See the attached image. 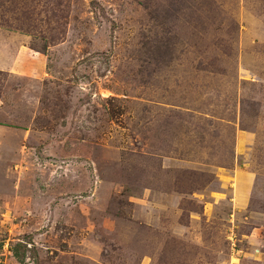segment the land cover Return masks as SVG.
I'll return each mask as SVG.
<instances>
[{"label": "rangeland", "instance_id": "374dc122", "mask_svg": "<svg viewBox=\"0 0 264 264\" xmlns=\"http://www.w3.org/2000/svg\"><path fill=\"white\" fill-rule=\"evenodd\" d=\"M17 53L0 264H264V0H0Z\"/></svg>", "mask_w": 264, "mask_h": 264}, {"label": "crops", "instance_id": "0c3cea01", "mask_svg": "<svg viewBox=\"0 0 264 264\" xmlns=\"http://www.w3.org/2000/svg\"><path fill=\"white\" fill-rule=\"evenodd\" d=\"M21 54L17 53L16 57L14 58V60L12 61V63H4L3 65L0 64V68L2 69H6L8 67V69H12L13 72H19L17 71V69H20V72H24L27 69H29L30 67H32L33 65L31 63H29V61L27 60L26 62L21 61ZM26 74V73H23Z\"/></svg>", "mask_w": 264, "mask_h": 264}, {"label": "trees", "instance_id": "16d2710c", "mask_svg": "<svg viewBox=\"0 0 264 264\" xmlns=\"http://www.w3.org/2000/svg\"><path fill=\"white\" fill-rule=\"evenodd\" d=\"M18 260H19V258H18Z\"/></svg>", "mask_w": 264, "mask_h": 264}]
</instances>
